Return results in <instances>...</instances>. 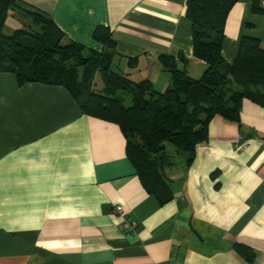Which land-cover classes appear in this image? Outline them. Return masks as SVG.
I'll return each instance as SVG.
<instances>
[{"label":"crops","instance_id":"1","mask_svg":"<svg viewBox=\"0 0 264 264\" xmlns=\"http://www.w3.org/2000/svg\"><path fill=\"white\" fill-rule=\"evenodd\" d=\"M16 1L86 48L101 50L92 32L108 27L116 70L159 91L170 84L160 54L193 78L204 70L193 56L186 0ZM20 20L10 13L6 27ZM242 36L264 49V14L251 0L227 14V62ZM125 144L117 124L82 113L64 86L19 84L0 72V264H264V107L243 99L239 122L214 116L192 161L177 154L164 169L171 197L163 203ZM117 204L134 229L121 226Z\"/></svg>","mask_w":264,"mask_h":264},{"label":"trees","instance_id":"2","mask_svg":"<svg viewBox=\"0 0 264 264\" xmlns=\"http://www.w3.org/2000/svg\"><path fill=\"white\" fill-rule=\"evenodd\" d=\"M236 1L186 0L193 56L204 63V70L193 78L177 67L174 57L160 54L170 84L159 91L149 79L135 81L112 67L116 52L108 27L98 25L92 32L101 50L86 48L67 40L56 23L38 10L24 8L16 0H0V72L13 73L19 84L64 86L82 113L117 124L136 173L163 203L171 197L164 169L175 163L177 154L187 164L192 161L214 116L239 122L243 99L264 107V49L258 38L242 36L232 63L222 56L225 20ZM251 9L264 14L260 0H251ZM10 13L19 16L21 26L7 33ZM128 62L134 65L136 58ZM95 71L103 82L101 91L94 88ZM125 96H130L128 104Z\"/></svg>","mask_w":264,"mask_h":264},{"label":"rangeland","instance_id":"3","mask_svg":"<svg viewBox=\"0 0 264 264\" xmlns=\"http://www.w3.org/2000/svg\"><path fill=\"white\" fill-rule=\"evenodd\" d=\"M5 32H7V33H9V32H11L12 30L11 29H8L7 27H5V30H4ZM112 67L114 68V69H117L116 68V66H115V64H113L112 65ZM119 68L120 69H124L123 67H121V66H119ZM124 71V70H123ZM92 80H93V83H94V88H95V90L96 91H101V89H98L100 86H102L103 85V83H102V80H101V77H100V74L98 73V72H94L93 74H92ZM125 103H129L130 102V96H125ZM167 146V150H168V152L169 153H173V150H174V148L170 145V144H167L166 145ZM173 149V150H172ZM172 150V151H171ZM178 158H179V156H176L175 157V159L176 160H178Z\"/></svg>","mask_w":264,"mask_h":264},{"label":"built area","instance_id":"4","mask_svg":"<svg viewBox=\"0 0 264 264\" xmlns=\"http://www.w3.org/2000/svg\"><path fill=\"white\" fill-rule=\"evenodd\" d=\"M115 211L122 214L124 217V221L122 222L121 226L127 230L129 229H134V224L130 223L127 219H126V215H125V211L122 205L117 204L115 206Z\"/></svg>","mask_w":264,"mask_h":264}]
</instances>
